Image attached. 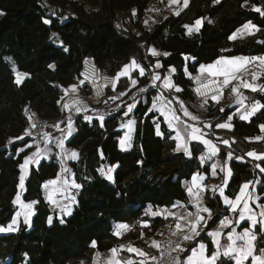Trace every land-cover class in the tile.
Masks as SVG:
<instances>
[{
    "label": "trees",
    "instance_id": "trees-1",
    "mask_svg": "<svg viewBox=\"0 0 264 264\" xmlns=\"http://www.w3.org/2000/svg\"><path fill=\"white\" fill-rule=\"evenodd\" d=\"M154 1L85 0L71 6L49 0H0V226H6L17 209L13 200L23 157L18 150L29 141L17 137L27 126V113L35 110L49 120L59 116L63 90L78 81L84 58H92L102 72L112 75H117L132 58L147 69L160 60L162 71L169 66L176 69L175 82L183 89L178 94L185 100H195L191 76L200 65L224 56L264 54V16L253 10V5L264 6V0H248L247 6L245 0H190L179 15L171 14L148 28L145 11ZM200 18L201 28L189 35L184 26ZM248 22L261 31L231 40L230 36ZM151 45L169 55L153 57L148 51ZM186 65L191 76L183 71ZM17 72L28 74L22 84L15 80ZM146 81L142 77L139 84ZM129 85L128 78H120L116 90ZM134 91L129 89L125 105L137 100ZM246 92L249 100L258 99L264 104V93ZM151 94L133 112L137 125L129 151L119 148L121 132L116 130L115 117L101 126L96 119L88 122L84 115H77V131L67 144L80 151L78 161L69 163L81 185L73 213L63 222L54 219L49 223L51 210L42 195V184L57 175L59 163L53 159L32 168L24 199L38 200L36 213L30 227L22 223L16 231L0 234V264H92L96 249L109 250L140 234V222L149 218L148 205L170 207L188 199L183 181L196 172H209V166L201 165L197 158L203 147L193 144V156L188 157L176 150L173 135L164 123L163 136L157 135L155 124L162 118L149 111ZM263 123L264 108L249 122L235 117L233 130L225 132L233 141L229 147L220 145L219 157L224 160L232 152L235 157L245 158L231 160L228 196L235 195L242 182L260 177L258 193L264 202V172L257 167L264 168V160L246 157L250 150L264 152L262 142L247 140L259 132ZM106 165H117L113 181L101 173ZM205 203L212 210L211 219L201 235L177 253L181 262L200 241L207 244L209 253L213 251L206 232L227 214V209L215 193H206ZM149 220L153 229L166 221ZM118 223L131 227L121 238L115 234ZM260 229L256 227L258 248L264 247V232ZM217 264L232 262L222 257Z\"/></svg>",
    "mask_w": 264,
    "mask_h": 264
},
{
    "label": "crops",
    "instance_id": "crops-1",
    "mask_svg": "<svg viewBox=\"0 0 264 264\" xmlns=\"http://www.w3.org/2000/svg\"><path fill=\"white\" fill-rule=\"evenodd\" d=\"M84 1L85 0H82L81 2H84ZM189 2H190V0H189ZM189 2H188V5H189ZM68 4L71 5V3H69V2L66 3V5H68ZM184 9H185V7H183V0H181L180 4H171L170 0H155L145 11V21H146L147 27L151 28L152 25L161 22L167 16H169L171 14H175L176 11L181 12ZM0 13H3V12L0 10ZM1 16L2 15H0V17ZM194 23L191 25H188V26H193ZM202 23H203V19H202ZM187 33H188V29H187ZM256 33H258V32H256ZM247 37H250V36L245 35L239 39H245ZM152 48H155L157 50V52H159V53H167V52L161 50L160 48H158L154 45H151L149 47V50H148L150 54H151ZM159 56H161V55H159ZM159 56H153V57L157 58ZM238 56H242V55H238ZM258 56H264V54L253 55V56H244V57H258ZM229 57H234V56L219 57L215 61H217L221 58H229ZM133 59H135V58H132L129 61V63ZM187 60L192 61L193 59L187 58ZM158 61L161 63L160 60H158ZM215 61L212 63H209V64H202V65H205V66L211 65V64H214ZM138 63L142 67L145 68V75L144 76H139L138 70H134L131 73V79H137L138 83L135 86H133L131 83V79L129 77L120 76V78L126 77L129 79V81H130L129 87L127 89L118 90V91L116 90L117 86L114 88V90H113V88L110 89V91H112V92L109 93L108 96L106 98H104L103 100H101L100 102L94 103V102L88 101L85 97V92L87 90L86 86L82 85L79 81L73 82L64 88L63 93H62L61 98H60L61 113L59 116L51 119L49 121L48 127H47V134H48V137L51 140V142L49 143L48 141H46L45 135H44L41 138L26 141L24 143V145L21 146L18 150V153H23V157L25 155H30L32 152H34L36 150L37 146L40 149H44L45 147L50 148L51 152L48 154L47 157L40 159L38 164L30 163L28 166V169L24 172H22V170L19 167V177L22 174H24L25 175V182H24L23 188H21L19 186V183H18L17 194L15 195L14 200H13V202L16 200L17 195L20 196V202L14 203L16 205L17 209L13 215L12 220L16 219L17 224L14 225L13 227L17 230L22 223H24L28 227L31 226L32 220H33L34 215L36 213V205L38 203V200L37 199H33V200H25L24 199V195L26 192V182L30 176L32 168H37L42 162H50L53 159L57 160L59 163L58 173L54 178L48 179L42 184V195H43L45 201L49 204V208L51 210V215L49 216L48 221L51 220V223L54 221V219L64 221L67 217H69L70 215H68L64 211H62V208H64L65 205L71 207V209H72L71 214L73 213L74 208H75L76 204L78 203V192L80 191L81 187L80 188L74 187L73 182L75 184H79V183L76 181L74 171L72 170L69 163L78 161V159L80 158V151L76 148L69 147L67 144L77 131V125H76V120H75L77 115H80V114L84 115V119L88 122H92L93 120L96 119L99 121L101 126L104 125V121L107 120L108 118L115 117L117 119V122H118L116 130L121 132V135L119 137V148L122 151H129V150H131V148L133 146V136H134V133L136 130V125H137V119L133 116L134 115L133 112H134L135 108L137 107V105L140 102L144 103L146 101L148 93H152L151 97H150V108H151L153 99L162 93L165 97L172 99V105L170 107H173L177 110L176 115H178L182 121H187L189 124H194L197 127L201 128L204 131V133H206L204 138L212 140L213 143L216 144L217 147L219 148V152L217 155L212 156L211 159H205L202 162L200 160L201 155H205L207 153V148L202 143H200L198 141H191L190 143H188L187 147H188L189 151L191 152V155H188L184 151L183 147H181L180 150H177V144L178 143L183 144V141H178V140L174 139L175 145H176V150L178 152L184 153L188 157L193 156V153H192V145L193 144H199L203 147V150L198 154L197 158H198L199 162L201 163V165H208L209 166V172L208 173L196 172L192 175V177H193L194 175H197L199 173V175L204 178L203 179V185L208 186V189L206 191H201V200H202L201 207L209 208L205 203V194L206 193H212V194L215 193L216 195H218L220 197L223 206L227 209V214L222 215L220 217L219 221L217 222V224L214 227H212L209 231L206 232L207 236H209V238L213 244V251L211 253H209L208 252V246L203 241L198 242L195 245V248L197 249V251H199V245L204 244L205 245L204 254L208 255V256H210L213 252L218 251L220 253V255L218 256L217 260L215 261V264H217L218 260L222 257L231 261L232 264H235V261L233 259H230L228 256L223 255V253L225 251V246L232 243V241H230L228 239V236L230 233H235V234L242 233V231L245 228L251 226V221L246 220V221L241 222L239 220V213L244 208V202L243 201L238 206L237 211L233 212L231 210V207L224 202V197L220 195L219 190L213 192L211 189H212V187H217V188L223 187L224 194L226 196H228L226 194V189L228 187V184L231 181L232 175H231V177L228 178L227 186H224L223 182H224V178H225L227 169H229V168L231 169V165H230L231 160L235 159L238 161H244L245 158L242 157L243 158L242 160L237 159V157L234 156V153L231 152L233 154L231 160H229L227 158V156L224 160H222L219 157L220 145H223L226 147L231 146V142L233 141V139L226 137L225 132L229 133L233 130V128H234L233 120L235 117H237L241 121L249 122L252 119V117H254L257 113H259L263 109V108H261L258 111H256V113L254 115H252L249 120H243L240 118V114L244 110L245 105L249 106V109H250V106L253 102H259L260 104H263V103L258 99H250L249 100V97H248L246 91H251V90L246 89V88H241L240 91L242 93V97H246V99L243 100V104H238L236 101L235 94H232L230 92L231 86H229V87L224 89L223 95L220 98L219 103L212 100V98H210L207 101L211 106H213V109L214 108L216 109L215 112L208 114V115H202L199 113V108L204 104L203 100H199L197 98H195V100H185V107L187 108V110L190 113H192V115H195L198 117V119L196 121H192L189 117H186L183 115V110H180L177 107L176 99H175L176 97L168 94V91H167L168 89L163 87V77H168L169 76V70L171 68H174V67L169 66L167 69L162 71L161 68L157 69L154 67L155 63L152 66H150L149 69H147L145 66H143L140 62H138ZM128 64H126V65H128ZM200 67H201V65L198 67L197 73L193 76H191V74H189L187 65L183 68V71L191 77H197V76H200L201 78L207 77V73H204V74L200 73ZM247 68H248V72L243 73V78L249 82L254 83L255 85H264V66H260L259 61H255L253 63L248 64ZM122 69L118 73H120L122 71ZM135 72L137 73V76H133V74ZM19 73L25 74L21 77V82L19 83V84H22L24 82V80L27 78L28 74L23 73V72H19ZM156 73H159L161 75V77H162L161 80L153 81L152 77ZM175 73H176V69H175V72L171 73L170 79L174 84L177 85V83L175 82V78H174ZM249 73H256L258 75V79L254 80L253 77L251 75H249ZM115 76L117 77V75H115ZM142 77H146L147 81L143 84H139V79ZM15 80H16V76H15ZM194 82L196 83L195 80H194ZM154 83L156 84V87H153ZM233 83H236V82L234 81ZM73 85L76 86L75 91L72 90L71 86H73ZM130 88L135 89L134 95L136 94L138 98H137V100L131 101L129 104L125 105L124 102H125V100L128 99L126 97V95H127ZM141 89H147V91H141ZM251 92H253V91H251ZM256 92H260V91H256ZM120 93H126V95H119ZM177 93H179V92H177ZM262 93H264V92H262ZM114 96H116L118 98L117 99H110V97H114ZM65 104H68L69 107L65 108L64 107ZM127 105H135V107L133 108L132 112L125 114L127 111ZM160 107H161L160 102H157V109L152 110L156 114V116H157L156 118H162V122L157 121L155 124L156 133H157V125H159V131L162 133V135H159V136H163L162 123H164L166 128L172 133L173 137H175V135H176V128L177 127L179 129H181V134L183 136L184 133L182 130L184 128V124L181 123V124L177 125L176 121H173V128H169L168 119L171 118L172 113L169 112L168 117H165L158 110ZM76 108H80V111L77 112ZM221 108H224L223 112L220 111ZM69 116H71V118H72L73 127L76 129V131L72 134L71 137H68L65 139L64 151L66 153L67 152L78 153L77 159H69L67 155H64L62 157L60 155L62 150L60 148L56 147V140L61 138L62 136H64V133L61 132V129H65V130L67 129V118ZM101 116L104 117L103 121L100 120ZM85 117H90L91 119H86ZM229 117H231L230 121L228 119ZM62 121L64 123H61ZM131 121H135V123H130ZM224 122H230L232 127L230 129H220V128L215 127V125L217 123H224ZM209 124L212 125L211 128L208 127ZM56 125H59V127H56ZM260 125H264V123L260 124ZM257 136L264 137V131L261 130L260 126H259V132H257L254 136L247 138V140L252 141V142H256V143L262 142L264 144V139H262V140L254 139ZM184 140H188V137L184 136ZM222 140H228L229 145L223 144ZM122 141H123V143H122ZM20 149H23V152H21ZM249 152H254L257 155L264 154V152H259L257 150L248 151L246 153V157L248 159L254 160V161H260V160L256 159L254 156L247 155ZM23 157H22L21 163L23 162ZM238 157H241V156H238ZM213 164H218V166L216 168V174L215 175H212L211 166ZM220 166H224L225 171H221ZM116 167H117V165L103 166L101 168V173L106 178H107V174H111L113 177V179L111 181H113L114 180V172L116 170ZM258 168L261 170L260 167H258ZM65 169H67V171H65ZM109 170H111V171L109 172ZM231 173H232V169H231ZM192 177L188 180L183 181V186L186 189V192L188 194V199L186 201H176L170 207L154 208L151 205L147 206L146 215L149 218H148V220H143L140 222V225L142 227L140 234L136 238L125 239V240L121 241L119 243V245L113 247V248L118 249V252L116 254L115 259H118L122 262L127 261V260H132L134 262V264H139V261L142 259V257H140L136 253L127 251L128 247L140 248V249L144 250L145 252H147L153 256L160 249V247L157 248V247L153 246L152 242L157 241L159 243V245L161 246L162 231L167 230L168 227L176 229L175 228L176 223H181L183 225L184 221L178 220L177 217L182 216V215L187 216L189 213L195 214L197 212V203H198L197 199L193 194L189 193V191H188V189L190 187H193ZM50 180H57V185H49L48 188H45L44 185ZM65 181H67V183H65ZM198 182H199V180H198ZM246 182L249 183V188L245 190L246 195L251 196V200L248 201V204H249L250 208L252 209V212L254 214H256L259 218V213L261 211V207L264 206V202L261 201L262 196L258 193V189H259V186L261 183V179H260V177H258L255 180L244 181L241 183L240 187ZM240 187H239V189H240ZM56 188H58L60 190L54 191V189H56ZM239 189L237 190L235 195L228 196V197L230 199H234L235 196L239 193ZM49 196H52L53 199L57 201V203H52L49 200ZM72 197L75 198L74 201L72 200ZM33 202H36V203H33ZM28 203H32L33 206L31 209L23 207V205H26ZM17 212H20L19 217L16 216ZM152 212L161 213V215L153 216L151 214ZM168 213H173L174 215H168ZM26 214H28L27 215V218H28L27 224L24 222ZM200 215L205 217L206 223L209 221V219H207L208 213L201 211ZM247 215H248V213L245 212V216H247ZM211 216H212V210H211ZM225 217L232 219L233 224L231 227H225L223 229H220V221L223 220ZM153 218H161V219H164L166 221L163 224L156 227L155 229H153L151 227V221L149 220V219H153ZM12 220L4 227H7L9 224H11ZM145 223H147L149 226L145 227L144 226ZM120 224H126V223L116 224L115 233L117 231V226ZM126 225H128V224H126ZM257 226H260V225L258 224ZM16 230H14V231H16ZM130 230H131L130 226L128 229H121L120 230L121 235L118 237L121 238L123 236H126ZM203 230H204V228L202 230H200V235L203 232ZM216 230L221 231L222 234L220 237H213V236L208 234L209 232L216 231ZM14 231L0 232V234H7V233L14 232ZM216 240H219V245H217ZM188 243H190V242L183 240V248H185V246ZM243 243H244V241H242V240H236L237 245H242ZM121 245L125 246L124 249H122V250L120 249ZM113 248H111V249H113ZM111 249L104 250V251H100V250L96 249L94 252V255H93L92 264H107V261L110 258H112V253L110 251ZM191 250H190L189 254L182 261L183 264H187V259L189 256H191ZM196 259H199V256H197ZM149 260L147 261V264L149 263ZM245 264H251V258H249V260L246 261Z\"/></svg>",
    "mask_w": 264,
    "mask_h": 264
},
{
    "label": "snow or ice",
    "instance_id": "snow-or-ice-1",
    "mask_svg": "<svg viewBox=\"0 0 264 264\" xmlns=\"http://www.w3.org/2000/svg\"><path fill=\"white\" fill-rule=\"evenodd\" d=\"M189 0H183V7L188 6ZM216 3H219L220 0H215ZM171 4H180L181 0H170ZM248 0H245V5L247 6ZM253 10L259 13L261 16H264V6H257L253 5ZM3 13H0L2 15ZM176 15H179L180 12L176 11ZM202 19H197L193 26L185 25L184 27L188 29V34L191 35L193 32H198L200 27L202 26ZM46 23H50V21H46ZM261 31V29L251 23L248 22L244 24L239 30H237L232 36H230V39L235 41L239 38H242L245 35L254 36L256 32ZM151 54L153 56H159L164 55L167 56L169 53H159L155 48L151 49ZM255 61H259L260 66H264V56H258V57H244V56H234L229 58H221L217 61H215L214 64L211 65H201L200 67V73L204 74L207 73V77L201 78L200 76L193 77V79L196 81L197 88L196 92L203 96H207V91H201V89L207 90L209 88V85H215V92L212 94L211 98L212 100L219 103L220 98L223 95V90L229 86L230 92L232 94H235L236 101L238 104H243V100L246 99V97H242V93L240 91L241 88L250 89L253 92L260 91L264 92V85H255L252 82H249L243 78V73L248 72L247 65L250 63H253ZM155 68L159 69L162 68L163 65L157 60V62L154 65ZM134 70H138L139 76L145 75V68L142 67L135 59H133L128 65H125L124 68L120 73L117 74L116 79L118 80L120 76H127L131 79V73ZM175 72L174 68H171L169 70V76L163 77V87L168 90H174L176 92H182L183 89L180 88L178 85L174 84L171 79V73ZM25 75L22 73L17 72L16 74V82L19 84L21 82V77ZM253 77V79H258V75L256 73H249ZM213 77H223L222 80L219 79H212ZM153 81H159L162 79L161 75L159 73H156L152 77ZM236 83H233V82ZM131 83L133 86H135L138 81L137 79H131ZM72 90H76V86H71ZM153 87H156V84H153ZM115 88V85H113V90ZM67 91V90H66ZM141 91H147V89H141ZM119 95H126V93H120ZM118 97H110V99H117ZM177 103L180 104L181 109L183 110V115L186 117H189L192 121H196L198 119L197 116L192 115L187 108L183 105L182 101H179V98H175ZM157 102H160L161 107L158 109L161 114L165 117H168L169 112L172 113V116L170 119H168V126L169 128H173V121H176V124L179 125L181 123L184 124L183 133L181 134V129L178 127L176 128V135L173 137V139H176L178 141H183V144L178 143L177 144V150H180L181 147L184 148V151L186 154L191 155V152L189 151L187 145L191 141H198L202 143L207 148V153L205 155H201L200 160L203 162L205 159H211L212 156H215L219 152V148L216 144L213 143L210 139H205L206 133L204 131L197 127L194 124H189L187 121H182L181 118L176 115V109L173 107H170L172 105V99H169L168 97H165L162 93L158 95L156 98L153 99L151 108L149 111H152L153 109H157ZM204 103H207V98H205ZM65 108H68L69 105L65 104ZM135 105H127V111L125 114L130 113L133 111V108ZM264 108V104H260L259 102H253L250 106L245 105L244 110L240 114V118L243 120H249L252 115L256 113L259 109ZM76 111L79 112L80 108H76ZM221 112L224 111V108L220 109ZM86 119H91L90 117H85ZM104 117L101 116L100 120L103 121ZM229 121L231 120V117L228 118ZM61 123H64L63 121ZM130 123H135V121H131ZM32 127H36L35 124L32 125ZM56 127H59V125H56ZM209 128L212 127V125H208ZM215 127L220 129H230L232 125L230 122H224V123H217ZM260 128L262 131H264V125H260ZM76 131V129L73 127V122L71 116L67 118V129H61V132L64 133V136L56 140V147L60 148L62 151L60 155L63 157L64 155H67L69 159H77L78 153L76 152H65V139L68 137H71L72 134ZM157 134L162 135V133L159 131V125H157ZM25 135H31L30 132H26ZM184 136L188 137V140H184ZM17 139H22V137H17ZM254 139L256 140H262L264 137L257 136ZM45 140L49 143L51 140L48 137V134L45 133ZM123 143V141H122ZM222 143L225 145H229L228 140H222ZM21 152H23V149H20ZM51 152L50 148L45 147L44 149H40L38 146L36 147V150L32 152L30 155H25L23 157V162L19 165L22 172L26 171L28 169V166L30 163L32 164H38L40 159L45 158L48 156V154ZM232 153H227V158L229 160L232 159ZM247 155L254 156L258 160H264V154L257 155L254 152H249ZM237 159H243L242 157H237ZM218 164H213L211 166L212 168V175L216 174V168ZM257 167H260V165H257ZM221 171H225L224 166H220ZM67 171V169H65ZM111 170H109L110 172ZM261 171L264 172V168H261ZM231 169H227L225 178H224V186H227L228 178L231 177ZM107 179L112 180L113 177L111 174H107ZM203 177L199 175H194L192 177V185L193 187H190L188 189L189 193L193 194L197 199V212L195 214L189 213L187 216H179L177 217L178 220L184 221V224L176 223L175 228L177 231H174L172 234L175 236H183V239L185 241H193L197 236L200 235V230L207 227V223L205 221V217L200 215V212L208 213L207 219H211V210L207 207H201L202 200H201V191H206L208 189V186L203 185ZM199 180V182H198ZM25 182V175L22 174L19 177V186L23 188ZM67 183V181H65ZM49 185H57V180H50L48 181L44 187L48 188ZM74 187L80 188L81 185L75 184L73 182ZM249 188V183H244L240 189L239 193L235 196L234 199H230L228 196L224 194L223 187L217 188L212 187V191L215 192L219 190L220 195L224 197V202L228 204L231 207V210L233 212L237 211L238 206L243 201L244 202V208L239 213V220L241 222L243 221H251V226L245 228L242 233L235 234L230 233L228 236V239L232 241L231 244H228L225 246V251L223 255L228 256L230 259H233L235 261V264H245L246 261L251 258V264H264V247H257V240H258V234L256 231V226L259 224L261 226L260 231L264 232V206L261 207V211L259 213V218L256 214L252 212V209L250 208L248 201L251 200L250 195H246L245 190ZM60 189L56 188L54 191H59ZM49 200L52 203H57L56 200L53 199L52 196H49ZM72 200L74 201L75 198L72 197ZM20 202V196L17 195L16 200L14 203ZM36 203V202H33ZM32 203H28L26 205H23V207H26L28 209L32 208ZM62 211H64L66 214L71 215L72 209L71 207L65 205L64 208H62ZM151 211V210H150ZM245 212L248 213L247 216H245ZM153 216L161 215V213L152 212ZM27 215H25L24 222L28 223ZM168 215H174L173 213H168ZM16 216H20V212L16 213ZM63 222V220H61ZM49 223H51V220H49ZM17 224V220L13 219L11 224H9L7 227L0 226V232H8V231H14L16 230L13 226ZM233 224V220L230 218L225 217L223 220L220 221V229H223L225 227H231ZM145 227H148L149 225L145 223ZM129 226L126 224H120L117 226L116 235H121V229H128ZM209 235L213 237H220L221 231H211L208 233ZM236 240H242L244 243L242 245H237ZM261 240H264V236L261 237ZM217 245H219V240H216ZM152 245L159 248L160 245L157 241H153ZM95 246V245H93ZM125 246L121 245L120 249H124ZM205 245L200 244L199 245V251L195 248V246L191 250V256L187 259V264H215V261L217 260L220 253L218 251L213 252L210 256L204 254ZM174 250L179 253L181 251H185L183 246L177 242L174 246ZM112 253V258H110L107 261V264H134L132 260L127 261H120L118 259H115L116 254L118 252L117 248H113L110 250ZM127 251L133 252L138 254L142 259L139 261V264H147V261L150 259L152 261H156L157 257L152 256L149 253L145 252L144 250L136 247H128ZM258 253V254H257ZM199 256V259H196V257ZM171 264H181V261L179 259V256L172 257Z\"/></svg>",
    "mask_w": 264,
    "mask_h": 264
},
{
    "label": "built area",
    "instance_id": "built-area-1",
    "mask_svg": "<svg viewBox=\"0 0 264 264\" xmlns=\"http://www.w3.org/2000/svg\"><path fill=\"white\" fill-rule=\"evenodd\" d=\"M69 5V4H68ZM212 79L222 80L223 77H213ZM78 81L86 86V99L90 102H99L106 98L109 94V90L117 86L118 80L115 75L107 74L102 72L97 63L90 57H86L82 60L80 70L78 72ZM197 88V84L194 85V93L197 99L207 101L211 98L212 94L215 92V85H209L207 90L201 89V91H207V96L203 97L199 95L195 90ZM168 94L179 98V101L183 102L185 106V99H183L176 91L167 90ZM224 91V90H223ZM177 107L181 109L180 104L177 103ZM216 109H213L208 102L203 104L199 108V113L202 115H208L215 112ZM135 117V115H133ZM28 123L25 127L24 131L21 134L22 138H27L29 140L41 138L47 133V127L49 123V119L43 118L38 115L35 110H30L27 113ZM136 118V117H135ZM35 124L36 127H32ZM26 132H30L31 135H25ZM169 228V229H168ZM167 230L162 231L161 234V246L160 249L153 255L157 257L156 261L149 260L148 264H171L172 257L177 256V252L174 250V246L177 242H179L183 246V236H175L172 233L177 231L176 229L168 227ZM183 264V262H181Z\"/></svg>",
    "mask_w": 264,
    "mask_h": 264
},
{
    "label": "rangeland",
    "instance_id": "rangeland-1",
    "mask_svg": "<svg viewBox=\"0 0 264 264\" xmlns=\"http://www.w3.org/2000/svg\"><path fill=\"white\" fill-rule=\"evenodd\" d=\"M49 1L56 4V5H64V4L69 2V3H71V6H74L77 3H80L82 0H49ZM134 93H135V91H134ZM85 95H86V92H85Z\"/></svg>",
    "mask_w": 264,
    "mask_h": 264
}]
</instances>
